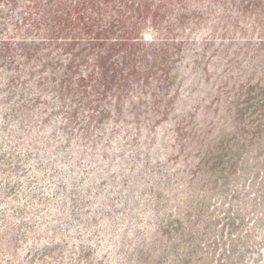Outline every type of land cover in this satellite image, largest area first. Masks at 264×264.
I'll return each instance as SVG.
<instances>
[{
	"label": "rangeland",
	"instance_id": "1",
	"mask_svg": "<svg viewBox=\"0 0 264 264\" xmlns=\"http://www.w3.org/2000/svg\"><path fill=\"white\" fill-rule=\"evenodd\" d=\"M32 41L81 64L88 87L77 119L50 91L26 108L27 59L0 48V264H140L138 246L159 236V208L182 206L198 161L182 150L178 118L162 108L150 120L145 110L177 90L174 108L196 112L195 134L233 126L231 96L249 73L261 75L264 0H0V42ZM33 70L27 86L47 74ZM258 160L260 169L249 163L255 185L240 182L248 201L264 185V153ZM260 246L243 264H264Z\"/></svg>",
	"mask_w": 264,
	"mask_h": 264
},
{
	"label": "trees",
	"instance_id": "2",
	"mask_svg": "<svg viewBox=\"0 0 264 264\" xmlns=\"http://www.w3.org/2000/svg\"><path fill=\"white\" fill-rule=\"evenodd\" d=\"M83 40L80 45H88L91 42L90 39ZM169 46L165 45V48L159 51L166 54ZM0 48L6 52L11 51L13 55L19 51L27 59L25 65L28 70L24 68L20 70L24 75L21 87V96L24 100L21 105L30 108V103L38 101L50 91L58 96L60 102L62 100L66 102V105H63L64 113L70 120L77 119L84 105L83 98L78 97V94L88 87L87 77H89L83 76V70L76 73V68H80L81 64H74V60L67 62L61 60L36 41L15 44L0 42ZM258 51L256 49L255 55ZM39 66L45 68L47 74L44 76L38 74L35 86L33 87L34 84L27 86L25 77L27 74L33 76L37 72L33 69ZM254 69H261V75L255 78L254 72L249 73L247 80L239 85L238 90L230 98V103L235 108L233 126L221 129L217 134H211L209 138L206 135L202 138L193 131L197 125L196 112L183 109L178 113L174 108L175 99L179 95L177 90H174V95L166 100L165 93H160L158 100L154 99L155 101L147 106L145 112L148 113L150 120L162 108L168 116L172 114V118H178V127L188 132L187 136L182 138V150L189 149L187 153L192 158V162L197 158L198 161L194 166V181L182 206H176L174 211L164 210L165 205L159 208L161 212L156 222L155 233L159 234L160 239L158 236L152 242L138 246L137 250H141V254H138L141 258L140 264H162L166 258V250L173 255L172 264H211L218 250H222L219 251L220 257L213 264H243L244 255L258 250L260 244H263L264 238L259 242L255 238L258 229L262 227V224H259L262 219L260 210L264 208V185L249 201L239 191V188L242 189L244 186L240 183L244 179L245 182L250 180L249 185L251 183L255 185L259 172L252 173L249 163L251 159L257 160V164L253 167L260 169L258 157L264 153V76L262 75L264 56L254 65ZM19 77L16 79L20 80ZM12 79L9 80L10 87H18L19 85L14 84ZM170 79L168 77V80ZM98 80L99 76H96L95 81L99 82ZM93 88L94 86L91 85L90 89ZM187 127L190 129L187 130ZM194 136L199 140L200 145L196 146L198 143L196 140L194 147L190 149L189 147L193 146ZM193 151L196 152L192 156ZM252 151L257 152L255 157L251 156ZM192 162L190 161L189 164ZM260 172L264 173V168ZM252 175L253 180H251ZM156 197L161 198L158 190ZM222 199L227 202H222ZM240 204L246 208L248 206L249 211L244 212ZM251 213L256 218L246 223V217ZM225 235L228 241L224 239ZM159 241H164L165 245L158 244ZM159 250L161 252L157 254ZM233 255L236 257L231 260Z\"/></svg>",
	"mask_w": 264,
	"mask_h": 264
}]
</instances>
